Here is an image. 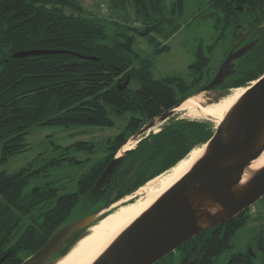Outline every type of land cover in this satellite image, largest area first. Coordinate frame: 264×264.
<instances>
[{
    "label": "trees",
    "instance_id": "1",
    "mask_svg": "<svg viewBox=\"0 0 264 264\" xmlns=\"http://www.w3.org/2000/svg\"><path fill=\"white\" fill-rule=\"evenodd\" d=\"M108 1L116 11L127 13L132 8L144 26L132 27L98 14H84L79 0H0V164L28 147L26 136L33 126L113 127L116 117L129 115L123 128L107 138V154L78 176L74 189L61 188L54 181L34 185L27 192L25 186L32 176L46 175L63 160L83 161L69 155L68 150L92 151L89 140L68 144L61 154L39 165L35 159L11 171L0 168V258L9 252L4 264H20L39 249L68 220L81 198L90 211L106 207L155 175L162 172L155 179L166 175L214 133L210 120L170 118L156 132L139 136L136 146L124 155L111 185L101 192L91 190L130 135L203 86L207 72L209 77L212 74L209 66L219 41L210 44L208 52L199 47L189 64L190 79L179 74L156 77L152 57L134 46L136 35L146 31L145 35L156 44V52L169 49L167 43L158 45L150 32L169 37L177 31L180 26L174 18L183 0H174L171 14L163 0ZM210 4L222 13L224 27L234 28L236 40L247 29H252L248 40L255 37L253 46L236 60L233 74L237 76L228 79L233 74L229 75L213 88L239 86L258 78L264 73V0H210ZM65 7L73 11L66 12ZM244 21L248 22L247 28ZM31 48L61 51L13 55ZM136 164L133 176L123 183ZM114 191L116 195L110 198ZM248 218L247 209L243 210L201 231L183 246L192 252L199 245L195 264H210L216 253L233 246L236 231ZM81 232L76 231L59 254H64Z\"/></svg>",
    "mask_w": 264,
    "mask_h": 264
},
{
    "label": "water",
    "instance_id": "2",
    "mask_svg": "<svg viewBox=\"0 0 264 264\" xmlns=\"http://www.w3.org/2000/svg\"><path fill=\"white\" fill-rule=\"evenodd\" d=\"M251 32L252 29H248L237 40L236 48L234 46L229 51L216 74L198 91L224 83L235 71L237 58L255 42V38L243 41ZM56 51L61 49H21L13 55ZM174 111L175 106L152 118L139 129L138 134L167 119ZM203 145L204 153L189 170L131 222L92 264H152L201 231L248 209L264 195V164L242 181L245 168L264 149V73L246 85L244 92L215 125L214 133ZM120 149L92 185L93 192H101L116 179L121 161L129 150L119 154ZM136 168L137 164L125 176L123 183L133 176ZM116 193L114 191L110 198ZM100 210L67 220L20 264H47L63 255L59 252L66 242L76 231L82 230V235L95 222ZM8 254L0 258V264H4Z\"/></svg>",
    "mask_w": 264,
    "mask_h": 264
},
{
    "label": "rangeland",
    "instance_id": "3",
    "mask_svg": "<svg viewBox=\"0 0 264 264\" xmlns=\"http://www.w3.org/2000/svg\"><path fill=\"white\" fill-rule=\"evenodd\" d=\"M79 1L83 7L84 14H98L99 16L119 21L122 24L132 27L142 28L144 26L141 20L135 18L132 8L127 10V13H124L121 10L116 11L111 8L108 0ZM173 2L174 0H163L169 14L172 13L170 8L172 7ZM103 4L106 8L102 7ZM65 10L66 12L73 11L70 7H65ZM174 20L179 23L180 27L169 37L159 35L154 31L150 32V35L152 34L155 36L158 45L167 43L169 45V49L156 52V44L154 41L149 40V38L145 35L146 31H141L140 34L136 35L134 42L135 48L142 54L152 57V70L156 77L179 74L186 79H190L191 74L189 64L195 59L196 52L199 47L202 48L203 51L208 52V46L219 39L212 52V59L209 66L212 73H210V77L212 78L238 40H236V35L233 33L234 28L224 27L222 13L217 8L211 6L210 0H183V6L180 13L175 15ZM244 24L247 28L248 22L244 21ZM246 28H244L243 31L246 30ZM250 35L251 33L247 35V39L245 38L243 41H247ZM234 48H236V46ZM236 74L237 73L233 74L228 79L234 78L237 76ZM210 77L207 72L204 77V84L211 79ZM251 81L239 85V87H246V85L250 84ZM235 87L238 86L212 88L209 90H200L198 92L202 93L204 101L215 102L216 100L218 101V99L223 98V96L231 94L236 89ZM198 92H195L194 94H198ZM128 116L129 115L126 114L125 116L116 117V123L113 127L102 125L81 126L76 124L65 125L48 123L33 126L30 133L26 136L28 147L23 151L10 156L6 161L0 164V168H5L11 171L35 159V164L39 165L45 159L61 154L64 146L80 139L89 140L93 143L92 151L86 148H71L68 150L69 155L83 158V161L69 163L68 161L63 160L60 165L51 167L46 175L41 174L32 176L25 186V191L27 192L34 185L42 184L46 181H54V183H57L61 188L64 187L65 189H74L77 185L78 176L88 169L93 161L107 154V138L114 137L123 128L127 122ZM176 116L187 117L190 119H207L213 123L214 127L218 123V121L209 115H207V117L191 115L187 111L175 110L174 113L167 119L158 121L153 127L144 133L138 134V130L136 133L130 135L127 138V140L130 138L127 143L130 145L135 144L136 146L139 136L147 135L150 132H156L167 120ZM189 153H191V151ZM189 153H187V155ZM136 192L137 189L124 197L130 196L129 198H131L132 196V198H128V200H132L133 202L134 199L140 196V194ZM123 203H125V201ZM87 208V202L85 203L83 198H81L71 212L68 221L90 212ZM110 210V207H102L97 213L96 220ZM247 212L249 213L248 221L236 231L233 237V246L224 249L221 253L216 255L212 264H216V261L219 263L221 259L223 260L229 258L231 252L249 251L250 247L252 248L250 252L253 255L251 264L263 263L264 248L257 244V238L259 237L261 240L264 238V195L256 200L247 209ZM86 230L87 229L83 232H86ZM55 260L56 258L49 261L47 264H50ZM234 264H246V262L242 260L235 262Z\"/></svg>",
    "mask_w": 264,
    "mask_h": 264
},
{
    "label": "bare ground",
    "instance_id": "4",
    "mask_svg": "<svg viewBox=\"0 0 264 264\" xmlns=\"http://www.w3.org/2000/svg\"><path fill=\"white\" fill-rule=\"evenodd\" d=\"M235 88L236 89L231 94L225 95L215 102L204 101L202 93L198 92V94H193L186 99L183 98L184 100L179 105L175 106V110L187 111L191 115L205 117L209 115L219 122L246 89V87L239 86ZM129 139L123 144L119 154L124 150L134 147L127 143ZM204 150L205 145L203 144L194 148L191 150V153L178 161L165 176L163 175L161 178L158 177L155 179V177L162 173L161 172L148 180L137 189L136 193H139L140 196L134 199L133 202L132 200H128L130 196L113 202L109 212L89 226L86 232H84L63 255L56 258V260L50 264H92L100 254L108 248L115 238L131 224V222L149 208L163 192L189 170L194 162L204 153ZM263 164L264 149L261 154L253 159L245 168L242 181L246 180L252 172ZM124 201L125 203H123Z\"/></svg>",
    "mask_w": 264,
    "mask_h": 264
},
{
    "label": "flooded vegetation",
    "instance_id": "5",
    "mask_svg": "<svg viewBox=\"0 0 264 264\" xmlns=\"http://www.w3.org/2000/svg\"><path fill=\"white\" fill-rule=\"evenodd\" d=\"M253 38H255V37H252V39ZM183 244H185V243H183ZM183 244L177 246L175 249L168 252L167 254H165L163 257H161L160 259H158L157 261H155L152 264H195L196 263V256L195 255L200 250V246L198 245V247L196 246L197 248L195 247L194 250H192V252H188L187 248L185 249ZM257 244L260 247L264 248V239L261 240L258 237L257 238ZM193 246L194 245H192L191 247H193ZM221 252H219V253H221ZM219 253H216L213 256V259ZM253 254H255V253H253ZM252 257H253V255L250 252V250L249 251H240V252L234 251V252H231L229 258L223 259V260L221 259L219 261V263H218V261H216V264H234L235 262H239L242 260H244L246 262V264H251L252 263ZM213 259L210 262V264H212ZM262 264H264V261Z\"/></svg>",
    "mask_w": 264,
    "mask_h": 264
},
{
    "label": "built area",
    "instance_id": "6",
    "mask_svg": "<svg viewBox=\"0 0 264 264\" xmlns=\"http://www.w3.org/2000/svg\"><path fill=\"white\" fill-rule=\"evenodd\" d=\"M102 7H103V8H106V6H105L104 4L102 5Z\"/></svg>",
    "mask_w": 264,
    "mask_h": 264
}]
</instances>
